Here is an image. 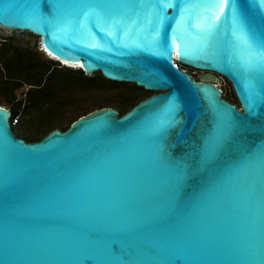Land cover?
I'll use <instances>...</instances> for the list:
<instances>
[{"label":"water","instance_id":"1","mask_svg":"<svg viewBox=\"0 0 264 264\" xmlns=\"http://www.w3.org/2000/svg\"><path fill=\"white\" fill-rule=\"evenodd\" d=\"M220 9L0 0V25L39 37L16 35L19 47L154 92L38 141L0 105V264H264V0Z\"/></svg>","mask_w":264,"mask_h":264},{"label":"trees","instance_id":"2","mask_svg":"<svg viewBox=\"0 0 264 264\" xmlns=\"http://www.w3.org/2000/svg\"><path fill=\"white\" fill-rule=\"evenodd\" d=\"M14 37L0 38V105H8L10 123L15 118L11 127L26 141H38L66 118H71L70 124L94 108L115 105L123 114L151 94L133 82L108 79L100 71L87 75L81 68L51 64L16 45ZM25 85L17 96V89ZM232 92L223 97L239 107L233 88Z\"/></svg>","mask_w":264,"mask_h":264},{"label":"rangeland","instance_id":"3","mask_svg":"<svg viewBox=\"0 0 264 264\" xmlns=\"http://www.w3.org/2000/svg\"><path fill=\"white\" fill-rule=\"evenodd\" d=\"M19 34H30L31 38H32V44L37 45L39 43V37L37 35H33V34L29 33L28 31H25V30L22 31V30H17V29H8V28L0 27V38H8L9 36H12V35L16 36ZM47 61L50 62L51 64H55V60L48 59ZM179 65H180V67H184L195 78L197 77L198 72H201L200 70L195 69L193 67H190L188 65H183V64H179ZM96 72H98V71H95L94 73H96ZM219 77L221 80L220 87L222 88L223 94L233 96L232 87H231V84L228 81V79L225 78L224 76H219ZM26 88H27V86L25 85V86H22L19 89H17V91H16L17 96H20L21 90H26ZM151 93H154V92H151ZM112 106L116 108L115 105H112ZM6 107H8V105H6ZM94 109H96V108H94ZM94 109H92V110H94ZM70 120H71V118H66L62 123L58 124L56 127L62 129L67 124H69ZM15 128H17V125H15Z\"/></svg>","mask_w":264,"mask_h":264},{"label":"snow or ice","instance_id":"4","mask_svg":"<svg viewBox=\"0 0 264 264\" xmlns=\"http://www.w3.org/2000/svg\"><path fill=\"white\" fill-rule=\"evenodd\" d=\"M229 3V0H221V11L223 12L224 10V6H227ZM172 112L175 111L177 104L176 102H172ZM174 123V121H172ZM222 146V137L220 136H216L212 139L211 143L209 145H207V150H206V154L207 152H211V151H217L220 147Z\"/></svg>","mask_w":264,"mask_h":264},{"label":"bare ground","instance_id":"5","mask_svg":"<svg viewBox=\"0 0 264 264\" xmlns=\"http://www.w3.org/2000/svg\"><path fill=\"white\" fill-rule=\"evenodd\" d=\"M0 27H2V28H8V29H13V28H11V27H6V26H2V25H0ZM18 30H22V29H18ZM23 31V30H22ZM46 51V50H45ZM47 52V54H48V58L49 59H58V60H60V62H62V63H64V64H66V65H69V66H80V62H70V61H67V60H64V59H61V58H59V57H57V56H55V55H53L52 53H50V52H48V51H46ZM176 57V54H175V52H174V58ZM220 78V77H219Z\"/></svg>","mask_w":264,"mask_h":264},{"label":"built area","instance_id":"6","mask_svg":"<svg viewBox=\"0 0 264 264\" xmlns=\"http://www.w3.org/2000/svg\"><path fill=\"white\" fill-rule=\"evenodd\" d=\"M14 120H15V118L12 120V122H11L12 124H13Z\"/></svg>","mask_w":264,"mask_h":264},{"label":"flooded vegetation","instance_id":"7","mask_svg":"<svg viewBox=\"0 0 264 264\" xmlns=\"http://www.w3.org/2000/svg\"><path fill=\"white\" fill-rule=\"evenodd\" d=\"M227 100H229V99H227ZM229 101H231V100H229ZM231 102H233V101H231ZM233 103H235V102H233ZM236 104V103H235ZM239 104V103H238Z\"/></svg>","mask_w":264,"mask_h":264},{"label":"clouds","instance_id":"8","mask_svg":"<svg viewBox=\"0 0 264 264\" xmlns=\"http://www.w3.org/2000/svg\"><path fill=\"white\" fill-rule=\"evenodd\" d=\"M56 61V60H55Z\"/></svg>","mask_w":264,"mask_h":264}]
</instances>
